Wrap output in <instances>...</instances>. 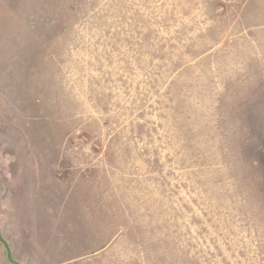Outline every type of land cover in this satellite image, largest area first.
<instances>
[{
	"label": "rangeland",
	"instance_id": "obj_1",
	"mask_svg": "<svg viewBox=\"0 0 264 264\" xmlns=\"http://www.w3.org/2000/svg\"><path fill=\"white\" fill-rule=\"evenodd\" d=\"M28 219L58 264H264V0H0V232Z\"/></svg>",
	"mask_w": 264,
	"mask_h": 264
},
{
	"label": "crops",
	"instance_id": "obj_2",
	"mask_svg": "<svg viewBox=\"0 0 264 264\" xmlns=\"http://www.w3.org/2000/svg\"><path fill=\"white\" fill-rule=\"evenodd\" d=\"M22 231L28 233L29 235L26 239H21L18 236H12L11 232L6 231L7 240L9 241L11 247L12 257L23 264H58L55 262L53 252L43 253V237H42V225L37 224L36 221L26 220L20 225ZM34 233V234H32ZM33 254L31 260H27L29 254ZM0 264H10L5 258V250L1 249L0 246Z\"/></svg>",
	"mask_w": 264,
	"mask_h": 264
},
{
	"label": "water",
	"instance_id": "obj_3",
	"mask_svg": "<svg viewBox=\"0 0 264 264\" xmlns=\"http://www.w3.org/2000/svg\"><path fill=\"white\" fill-rule=\"evenodd\" d=\"M0 243L3 245V247L5 249V258L10 264H23L22 262L14 259L12 257L10 244L6 241V239H4L1 236V233H0Z\"/></svg>",
	"mask_w": 264,
	"mask_h": 264
},
{
	"label": "flooded vegetation",
	"instance_id": "obj_4",
	"mask_svg": "<svg viewBox=\"0 0 264 264\" xmlns=\"http://www.w3.org/2000/svg\"><path fill=\"white\" fill-rule=\"evenodd\" d=\"M1 233V232H0ZM5 235V234H4ZM1 236L4 238V236L2 235V233H1ZM5 239V238H4ZM7 241V240H6ZM8 242V241H7ZM9 243V242H8Z\"/></svg>",
	"mask_w": 264,
	"mask_h": 264
}]
</instances>
